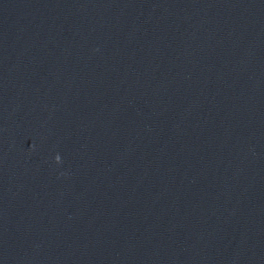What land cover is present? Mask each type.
Returning a JSON list of instances; mask_svg holds the SVG:
<instances>
[{"label": "water", "instance_id": "obj_1", "mask_svg": "<svg viewBox=\"0 0 264 264\" xmlns=\"http://www.w3.org/2000/svg\"><path fill=\"white\" fill-rule=\"evenodd\" d=\"M0 264H264V0H0Z\"/></svg>", "mask_w": 264, "mask_h": 264}]
</instances>
